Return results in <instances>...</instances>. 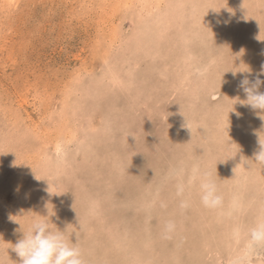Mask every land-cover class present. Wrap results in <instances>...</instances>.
<instances>
[{"label": "rangeland", "instance_id": "374dc122", "mask_svg": "<svg viewBox=\"0 0 264 264\" xmlns=\"http://www.w3.org/2000/svg\"><path fill=\"white\" fill-rule=\"evenodd\" d=\"M193 1L206 22L189 53L181 38L152 41L157 30L144 25L156 19L148 9L157 0L143 11L142 0H0V264H18L10 247L20 225L27 231L37 214L47 215L46 203L58 213L53 227L76 238L85 264H264V244L249 235L264 220V165L253 155L264 121L233 99L246 98L238 85L248 73L238 71L249 67L254 79L264 63V0ZM182 6L177 15H193L192 5ZM120 65L123 84L115 86L106 71ZM75 100L79 107L60 116ZM185 118L195 119L193 128ZM63 124L80 141L68 146L67 164L54 155ZM238 167L248 171L239 192ZM203 173L223 197L218 207L201 203ZM238 193L242 204L234 206Z\"/></svg>", "mask_w": 264, "mask_h": 264}, {"label": "clouds", "instance_id": "9594fccd", "mask_svg": "<svg viewBox=\"0 0 264 264\" xmlns=\"http://www.w3.org/2000/svg\"><path fill=\"white\" fill-rule=\"evenodd\" d=\"M238 72L248 73L238 85L246 98L243 100L238 96L233 98L236 100L235 104L239 103L241 106L251 108L264 121V92L260 91L261 86L264 85V80L261 79V76H264V63L261 64L260 71L255 74L254 79H249V76L252 75V70L249 67ZM236 73L233 72L234 75ZM262 133L264 130L258 133L259 150L253 155L255 163L264 165V136L261 135ZM199 189L200 200L205 207L215 208L221 205L223 197L211 174L203 173L200 176ZM47 205L48 203H46L47 215L37 214L27 231L21 230L19 224V231L22 235L10 247L19 258L18 264H85L83 252L76 238L66 234V229L62 231L56 226L53 227L54 224L50 217L54 216L55 212L54 214L49 213ZM249 235L254 243L264 244V220L252 226L249 229Z\"/></svg>", "mask_w": 264, "mask_h": 264}, {"label": "bare ground", "instance_id": "6f19581e", "mask_svg": "<svg viewBox=\"0 0 264 264\" xmlns=\"http://www.w3.org/2000/svg\"><path fill=\"white\" fill-rule=\"evenodd\" d=\"M93 1V0H92ZM140 1V0H139ZM158 2H157V7H156V9H154V10H151V9H148V13H149V15L150 16H152V12L154 13V14H156V16H155V20H153L152 18H150V19H148V23L147 24H145L144 25V27H147L148 29H153V30H157V32H153L154 34H155V38H153V40L152 41H154V40H157V39H161V38H181V40L182 41H184L185 42V44H187L186 46V48H185V51L187 50L188 52L192 49V47H193V44L196 42V39H198L199 38V30H201L202 28H204V27H202V26H204L202 23H204V22H206L203 18H202V16H201V12H202V10H201V8H200V6L198 5V3H196V2H194L193 0H168L169 2H167L166 4H168V6H167V9H166V6H165V11L163 12L162 10H161V8H162V5H160V3H161V1H163V0H157ZM14 2V1H13ZM12 2V3H13ZM86 2V1H85ZM105 2V1H104ZM133 2V1H132ZM137 2V1H136ZM142 2H143V6L141 7L142 9L140 10V11H143L144 9H146V6H150V4L152 3V0H142ZM164 2V1H163ZM184 3H187V5H192L191 7L192 8H190L191 10H193V15L192 16H190V17H188L189 15L188 14H183V15H177V13H179L180 14V12H179V8H184V6H182ZM91 4V3H90ZM119 4V3H118ZM121 4V3H120ZM125 4V3H124ZM130 4V3H129ZM132 4V3H131ZM165 4V5H166ZM196 4H197V6H196ZM84 5V4H83ZM115 7V6H114ZM125 7V6H124ZM196 8V9H195ZM114 9V8H113ZM128 9V8H127ZM163 9V8H162ZM189 9V10H190ZM138 10V9H137ZM190 10V11H191ZM100 11V10H99ZM147 13V12H146ZM115 15V14H114ZM144 15V14H143ZM198 15H200V16H198ZM249 15V14H248ZM171 16V17H170ZM140 17H142V16H140ZM226 17V16H225ZM137 18V17H136ZM183 19V20H180V22L181 23H179V28H176V36H173V35H175V34H173V32H171V30H172V27L174 26H176V24L174 23V22H177L179 19ZM244 20V19H243ZM144 21V20H143ZM172 21H174L173 23H172ZM248 21V20H247ZM179 22V21H178ZM146 23V22H145ZM208 23V22H207ZM109 29V28H108ZM258 29V28H257ZM204 30H205V28H204ZM146 31V30H145ZM145 31H141L139 28L137 29V32H139V33H137V35L138 34H142V35H144L143 33H147V32H145ZM99 33V32H98ZM104 33V32H103ZM134 33V32H133ZM192 33V34H191ZM107 34V33H106ZM170 37H169V36ZM147 36V35H146ZM154 36V35H153ZM138 37H139V35H138ZM141 37V36H140ZM144 37H145V35H144ZM144 37H142V38H144ZM201 37V36H200ZM90 38V37H89ZM137 38V37H136ZM223 38V37H222ZM99 39V38H98ZM127 40V39H126ZM144 40H145V38H144ZM162 40H164V39H162ZM101 41V40H100ZM131 41V40H130ZM113 42V41H112ZM122 42H124L123 40H122ZM144 42V43H143ZM113 43H115V42H113ZM148 42H145V41H143L142 40V42H141V45L142 46H146V44H147ZM163 43V42H162ZM172 43V42H171ZM180 43V42H179ZM183 43V42H182ZM181 43V44H182ZM197 43V42H196ZM213 43V42H212ZM101 44V43H100ZM125 44V43H124ZM138 44V43H137ZM167 44V43H166ZM138 45H140V43L138 44ZM164 45V44H163ZM180 45V44H179ZM221 45V44H220ZM156 46V45H155ZM154 46V47H155ZM165 46V48H167V46L166 45H164ZM172 46V45H171ZM112 47V46H111ZM153 47V46H152ZM158 47V46H157ZM174 47V46H173ZM195 47V46H194ZM156 48V47H155ZM180 48V47H179ZM198 48V47H197ZM147 49V48H146ZM168 49V48H167ZM217 49V48H216ZM166 50V49H165ZM174 50V49H173ZM183 50V49H182ZM107 51V50H106ZM155 51H157L156 49H155ZM163 50H159L158 51V53H163L162 52ZM151 52V51H150ZM168 52V51H167ZM191 52V51H190ZM189 52V53H190ZM106 53H108V52H106ZM151 54V53H150ZM149 54V55H150ZM166 54H168V53H166ZM165 54V55H166ZM171 54V53H170ZM133 55V54H132ZM138 55V54H137ZM155 55V54H154ZM153 56V55H152ZM157 56V55H156ZM167 56V55H166ZM169 56V55H168ZM173 56V55H172ZM154 58V57H153ZM162 60V59H161ZM164 60V59H163ZM162 60V61H163ZM156 64H157V62H156ZM134 67V66H133ZM94 68V67H93ZM123 68L125 69V67L123 66ZM122 67H121V65H120V69L118 70V71H110V69L108 68V70L106 71V72H108V74H107V76H108V78H109V81H111L115 86H120V85H122L123 83H122V76H119L120 74H121V72H124V71H122V69H123ZM157 68V67H156ZM219 68V67H218ZM131 69V68H130ZM202 69H203V67H202ZM202 69L200 68V70L202 71ZM205 69V68H204ZM129 70V69H128ZM132 70V69H131ZM130 70V71H131ZM86 71V70H85ZM255 71V70H254ZM88 72V71H87ZM105 72V73H106ZM191 72V71H190ZM130 74H131V72H129ZM203 73H204V71H203ZM91 75V74H90ZM110 75V76H109ZM184 75V74H183ZM141 77V76H140ZM80 78V77H79ZM84 78V77H83ZM95 78V77H94ZM98 78V77H97ZM136 78V77H135ZM95 81V80H94ZM77 82V81H76ZM97 82V81H96ZM106 82V81H105ZM129 82V81H128ZM106 85V84H105ZM111 85V84H110ZM129 85V84H128ZM138 85V84H137ZM69 86V85H68ZM90 88H91V86H89ZM37 88V87H36ZM44 89V88H43ZM76 89L78 90V88H71V90H74V91H71L70 93H71V98L73 99V95H74V93L76 92ZM115 89V88H114ZM107 89H105V91H106ZM132 90V89H131ZM45 93V92H44ZM77 94V93H76ZM80 95V94H79ZM106 95V94H105ZM109 95V94H108ZM81 96V95H80ZM79 97V96H78ZM82 97V96H81ZM106 97V96H105ZM104 97V98H105ZM108 97V96H107ZM45 99V98H44ZM66 99V98H65ZM75 99H76V97H75ZM71 100V99H70ZM90 101V100H89ZM96 101V100H95ZM107 100L105 99V102H106ZM65 102H68V101H66L65 100ZM63 103L62 104V106H61V110L62 111H60L59 113H60V116H63V117H65V113L67 112V111H70V110H72V109H74V105L78 108L79 106L77 105V103H75L76 102V100L73 102V103ZM78 102V101H77ZM75 107V108H76ZM216 110V109H215ZM190 111H191V109H190ZM193 111V110H192ZM71 112V111H70ZM177 113V112H176ZM192 113V112H191ZM74 114H75V112H74ZM68 115H69V113H68ZM200 115V114H199ZM74 116V115H73ZM76 116V115H75ZM181 116V115H180ZM180 116H177V117H180ZM207 116V115H206ZM187 117V116H186ZM77 118V117H76ZM75 118V119H76ZM169 118V117H168ZM176 118V117H175ZM217 118V117H216ZM222 118V117H221ZM226 118V117H225ZM22 119V118H21ZM70 119V118H69ZM179 119H181V118H179ZM186 119V118H185ZM218 119V118H217ZM63 120H66L65 118L64 119H62V121ZM68 120V119H67ZM69 121V120H68ZM211 121H213V120H211ZM219 121V120H218ZM223 121H225V120H223ZM70 122H71V120H70ZM172 122H173V120H172ZM207 123H209V122H207ZM206 123V124H207ZM212 123V122H211ZM219 123V122H218ZM108 124V123H107ZM172 124V123H171ZM185 124L188 126V127H190V128H193V125L195 124V119H186L185 120ZM223 124V123H222ZM221 124V125H222ZM65 127H62V125H60L59 126V129H61V130H65L66 129V124H63ZM73 126V125H72ZM82 126H83V124H82ZM204 126H205V124H204ZM203 126V127H204ZM207 126V125H206ZM214 126V125H213ZM218 126V125H217ZM219 126H220V124H219ZM74 127V126H73ZM76 127H78V126H76ZM89 127V126H88ZM202 127V126H201ZM215 127V126H214ZM227 127V126H226ZM209 129L211 128V127H208ZM216 128V127H215ZM225 128V127H224ZM59 129H57V131H59ZM20 130V129H19ZM95 130V129H94ZM211 130H213V129H211ZM232 130V129H231ZM15 131V130H14ZM26 131V130H25ZM85 131H87V129L85 130ZM215 131H217V130H215ZM222 131V130H221ZM220 131V132H221ZM229 131V130H228ZM235 131V130H234ZM238 131V130H237ZM243 131V130H242ZM24 132V131H23ZM27 132V131H26ZM208 133H209V131H207ZM231 132V131H230ZM229 132V133H230ZM37 133V132H36ZM50 133H51V131H50ZM67 133V134H66ZM223 133H225V132H223ZM238 133V132H237ZM243 133V132H242ZM30 134V133H29ZM32 134V133H31ZM210 134V133H209ZM215 134V133H214ZM213 134V135H214ZM220 134V133H219ZM231 134V133H230ZM3 135H5V134H3ZM206 135V134H205ZM228 135V134H227ZM242 135V134H241ZM7 136V135H6ZM11 134H9V136H7V137H5V141L7 142V140L8 141H11ZM25 136V135H24ZM70 136V137H69ZM204 136V135H203ZM210 136H211V134H210ZM230 136V135H229ZM39 137V136H38ZM201 137V136H200ZM212 137H214V136H212ZM239 137V136H238ZM3 138V137H2ZM13 138V137H12ZM172 138V137H171ZM181 138V137H180ZM230 138V137H229ZM7 139V140H6ZM44 139V138H43ZM48 139V138H47ZM76 140L77 139V133L75 132V130L74 131H70V130H68V129H66L64 132H63V136L60 138L59 137V139L56 141V143H55V145H54V155H55V160H56V162H60V161H66L67 159L69 160V155H71V152H70V143H73V140ZM203 139V138H202ZM206 139H207V137H206ZM205 139V140H206ZM210 139V138H209ZM213 139V138H212ZM211 139V140H212ZM232 139V138H231ZM45 140V139H44ZM204 140V141H205ZM237 140H239V138L237 139ZM241 140V139H240ZM14 141L16 142L17 141V138H16V140H14L13 139V143H14ZM84 141V140H83ZM203 141V140H202ZM233 141V140H232ZM41 142V141H40ZM76 142L78 143V142H80L79 141V139H77L76 140ZM238 142V141H237ZM241 142V141H240ZM239 142V143H240ZM10 143V142H9ZM12 143V142H11ZM18 143V142H17ZM16 143V144H17ZM42 143V142H41ZM201 143H203V142H201ZM205 143H207V142H205ZM200 144V143H199ZM217 144V143H216ZM14 145H15V143H14ZM84 145V144H83ZM201 145V144H200ZM16 146V145H15ZM14 146V147H15ZM68 146H70V147H68ZM85 146V145H84ZM238 146V145H237ZM40 147V146H39ZM210 147V146H209ZM242 147V146H241ZM5 148V147H4ZM77 148V147H76ZM207 148V147H206ZM14 149V148H13ZM26 149H27V147H26ZM42 149V148H41ZM123 149V148H122ZM83 150H84V152H85V154L87 153V152H89V150H88V148L87 147H83ZM176 150H179V149H176ZM16 151V150H15ZM21 151V150H20ZM79 151V150H78ZM77 151V152H78ZM72 152H73V150H72ZM207 152V151H206ZM209 152H210V150H209ZM219 151H217V153H218ZM236 152V151H235ZM21 153H23V151H21ZM20 153V154H21ZM26 153V152H25ZM73 153H76L75 152V150H74V152ZM122 153V152H121ZM8 154V153H7ZM14 154V153H13ZM39 154V153H38ZM80 154V153H79ZM120 154V153H119ZM118 154V155H119ZM211 155H213L212 153H210ZM209 154V156H211ZM53 155V154H52ZM73 155V154H72ZM123 155V154H122ZM43 156H44V162H46V163H44V166H46L47 164H48V167H49V163L51 162V159H49V157H48V154L47 153H44L43 154ZM75 156V155H74ZM73 156V157H74ZM206 156H208V155H206ZM216 156V155H215ZM226 156V155H225ZM31 157V156H30ZM85 157H86V155H85ZM212 157V156H211ZM210 157V158H211ZM217 157H218V155H217ZM234 157H235V155H234ZM121 158V157H120ZM119 158V159H120ZM122 158H123V156H122ZM191 158V157H190ZM221 158V157H220ZM230 158V157H229ZM36 159V158H35ZM129 159V158H128ZM87 160V159H86ZM121 161L123 160V159H120ZM33 161H34V159H33ZM120 161V162H121ZM129 161V160H128ZM231 161H233V160H231ZM72 162V161H71ZM239 162V161H238ZM33 163V162H32ZM66 164H67V161L65 162ZM188 163V162H187ZM28 164V163H27ZM51 164V163H50ZM81 164V162L79 163V165ZM240 164V163H239ZM43 165V164H42ZM65 165V164H64ZM73 165V164H72ZM71 164H69V165H67V166H72ZM76 165H78V163L77 164H75V166ZM195 165V164H194ZM229 165V164H228ZM245 165V164H244ZM51 166V165H50ZM84 166V165H83ZM124 164L121 166L122 167V169H124ZM225 166V165H224ZM90 167V166H89ZM88 167V168H89ZM69 168H71V167H69ZM72 168H74V167H72ZM126 168V167H125ZM196 168H197V165H196ZM239 168V167H238ZM242 169L240 170V168H239V170H238V173L235 175L236 177H235V182L237 181L239 184H240V189H237L238 190V192L239 191H241L242 190V188H243V185L241 184V182H242V180H244V178L246 177V174H247V172L248 171H246L245 170V167H241ZM55 169H57V168H55ZM209 169H211L210 167H209ZM17 170V169H16ZM34 170V169H33ZM32 170V171H33ZM65 170H67V169H65ZM69 170V169H68ZM72 170V169H71ZM79 170V169H78ZM245 170V171H244ZM57 171V170H56ZM125 171V170H124ZM1 172V171H0ZM53 172H54V170H53ZM58 172H59V170H58ZM83 172H85V171H83ZM87 172V171H86ZM121 172V171H120ZM183 172V171H182ZM231 172V171H230ZM233 172V171H232ZM2 173V172H1ZM67 173V172H66ZM72 173V172H71ZM78 173V172H77ZM226 173V172H225ZM60 174V173H59ZM73 174V173H72ZM85 174V173H84ZM125 174H127V173H125ZM185 174V173H184ZM219 175V174H218ZM176 176V175H175ZM69 177V176H68ZM67 177V178H68ZM71 177V176H70ZM195 177V174L193 173V172H191L190 173V180H193V178ZM229 177V176H228ZM29 178V177H28ZM61 178V177H60ZM65 178H66V176H65ZM74 178V177H73ZM95 178V177H94ZM154 178V177H153ZM164 178V177H163ZM231 178V177H230ZM253 178V177H252ZM70 179V178H69ZM136 179V178H135ZM81 180V179H80ZM227 182V181H226ZM230 182V181H229ZM176 183V182H175ZM232 183V182H231ZM25 184V183H24ZM31 184H33V183H31ZM76 184V183H75ZM223 184V183H222ZM221 184V185H222ZM225 184V183H224ZM28 185V184H27ZM24 186V185H23ZM30 186V185H29ZM32 186V185H31ZM35 186V185H34ZM224 186V185H223ZM33 187V186H32ZM82 187V186H81ZM179 187V186H178ZM238 187V186H237ZM246 187H247V185H246ZM23 189L25 188V186L24 187H22ZM28 188H30V187H28ZM158 188V187H157ZM244 189V188H243ZM32 190H33V188H32ZM75 190V189H74ZM82 190H84V189H82ZM14 191H16V190H14ZM28 191V190H27ZM34 191V190H33ZM32 192V191H31ZM34 192H36V191H34ZM75 192V191H74ZM84 192H85V190H84ZM255 192H257L256 190H255ZM30 192H28V194H29ZM38 193V192H37ZM108 193V192H107ZM242 193V192H241ZM25 194V193H24ZM192 194H194V192L192 193ZM29 195H32V194H29ZM35 195V194H34ZM24 196V195H23ZM141 197H142V194H141ZM15 198V197H14ZM24 199L26 198V197H23ZM32 198V197H31ZM159 198V197H158ZM27 199V198H26ZM242 199H243V196L240 194V193H238V194H236V196L234 197V201L232 202V204L234 205V206H239V205H241L242 204ZM17 200H18V202H19V199L17 198ZM191 200V199H190ZM25 201V200H24ZM29 201V200H28ZM146 201V200H145ZM158 201V200H157ZM20 202H22L21 204L23 205V201H20ZM27 202V201H26ZM29 203V202H28ZM27 203V204H28ZM247 203V202H246ZM251 203V202H250ZM17 205L19 204L20 206H21V204L20 203H16ZM254 204V203H253ZM147 205V204H146ZM20 206H18V207H20ZM26 205H24V207H25ZM30 206H32V205H30ZM37 206V205H36ZM148 206V205H147ZM254 206H255V204H254ZM1 207V206H0ZM22 207V206H21ZM24 207H23V209H24ZM167 207V206H166ZM252 207V206H251ZM15 208H17V207H15ZM42 208V207H41ZM138 208V207H137ZM150 208V207H149ZM232 208V207H231ZM234 208V207H233ZM22 209V208H21ZM49 209V208H48ZM136 209V208H135ZM237 209H238V207H237ZM239 209H240V207H239ZM19 210V209H18ZM40 210V209H39ZM38 210V211H39ZM41 210H43V209H41ZM23 211V210H22ZM27 211V210H26ZM230 211H233V209H228V210H226V213L227 214H229L230 213ZM236 211V210H235ZM238 211V210H237ZM35 211H33V213H34ZM198 212V211H197ZM229 212V213H228ZM27 213V212H26ZM30 213H31V211H30ZM36 213V212H35ZM57 213V212H56ZM55 213V214H56ZM237 213V212H236ZM19 214V213H18ZM37 214V213H36ZM188 214H190V213H188ZM14 215V214H13ZM27 215V214H26ZM26 215H23L24 217L26 216ZM192 214H190V216H191ZM198 215H200V212H199V214ZM29 216V215H28ZM57 216H58V213H57ZM173 216V215H172ZM189 216V217H190ZM194 216V215H193ZM197 216V215H196ZM228 216V215H227ZM27 217V216H26ZM169 217V216H168ZM195 217V216H194ZM216 217V216H215ZM57 218V217H56ZM185 218V217H184ZM191 218V217H190ZM30 219H32L31 217H30ZM63 219V218H62ZM135 219V218H134ZM229 219V218H228ZM61 220V219H60ZM86 220V219H85ZM129 220V219H128ZM15 221V220H14ZM20 221H21V219H20ZM87 221V220H86ZM137 221V220H136ZM201 221V220H200ZM245 221V220H244ZM224 222V221H223ZM63 223V222H62ZM61 223V224H62ZM202 223V222H201ZM190 224V223H189ZM23 226V225H22ZM113 226V225H112ZM74 229V228H73ZM201 229V228H200ZM79 231V230H78ZM196 231V230H195ZM192 232V231H191ZM111 234V233H110ZM115 237V236H114ZM130 237V236H129ZM224 238V237H223ZM228 239V238H227ZM145 240V239H144ZM229 240V239H228ZM122 241H124V239L122 238V239H120L119 240V242H118V240H116V243L118 242L119 244H121V242ZM125 244V243H124ZM124 244H123V246H124ZM132 244V243H131ZM130 245V244H129ZM11 246V245H10ZM116 246V245H115ZM98 247V246H97ZM135 248L133 249L132 247H131V251H132V253L134 252V251H138V249H136V246H134ZM120 248H121V246H120ZM126 248V247H125ZM125 248H121V249H124L125 250ZM136 249V250H135ZM114 250H115V248H114ZM119 250V249H118ZM126 250H127V248H126ZM261 250V249H260ZM131 253V252H130ZM137 253V252H136ZM134 254H135V252H134ZM131 255V254H130ZM132 256H133V254H132ZM144 256V255H143ZM236 256H237V254H236ZM111 258V257H110ZM146 258V257H145ZM140 260V259H139ZM142 260V259H141ZM207 260V259H206ZM238 260V259H237ZM128 261V260H127ZM139 262V261H138ZM144 262V261H143ZM158 262V261H157ZM242 262V261H241ZM147 263H148V261H147ZM151 263H152V261H151ZM149 264V263H148ZM256 264V263H255Z\"/></svg>", "mask_w": 264, "mask_h": 264}]
</instances>
